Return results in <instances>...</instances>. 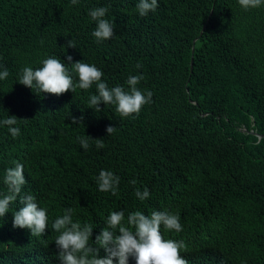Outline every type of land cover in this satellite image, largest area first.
I'll return each mask as SVG.
<instances>
[{"label":"trees","instance_id":"trees-1","mask_svg":"<svg viewBox=\"0 0 264 264\" xmlns=\"http://www.w3.org/2000/svg\"><path fill=\"white\" fill-rule=\"evenodd\" d=\"M138 2L0 0V65L9 71L0 80V121L15 115L21 129L14 139L0 124V198L6 169L19 161L21 195H34L49 216L45 233L32 236L13 228L22 206L13 202L0 217V264H60L51 224L68 207L97 234L111 211H178L183 230L164 238L185 242L188 264H264V5L158 0L142 17ZM96 7H107L116 25L110 40L92 35ZM68 55L95 64L110 87L127 88L130 75L142 74L138 87L152 91V103L121 118L114 105L88 107L95 85L57 96L17 81L23 67ZM108 125L117 129L111 135ZM87 135L105 147L92 139L84 150L77 137ZM101 169L120 177L117 196L98 190ZM145 186L150 197L140 201L134 191Z\"/></svg>","mask_w":264,"mask_h":264},{"label":"clouds","instance_id":"clouds-1","mask_svg":"<svg viewBox=\"0 0 264 264\" xmlns=\"http://www.w3.org/2000/svg\"><path fill=\"white\" fill-rule=\"evenodd\" d=\"M78 3L79 0H71L72 5ZM238 3L248 10L264 5V0H238ZM158 6V0H139L136 8L143 17L149 12H155ZM107 12V7H96L88 13L95 22L92 35L97 42L110 40L116 34L114 21L105 18ZM66 46L75 48V41L67 40ZM41 65L36 68L23 67L17 81L31 89L35 88L39 93L57 96L68 91L74 93L77 89L87 91L95 85L96 94L90 95L88 107L101 112V102L104 105H114L121 118L138 116L143 106L152 103V91L138 87L145 79L142 74L130 75L125 82L127 88L123 85L110 87L102 79L104 73L100 68L82 60L73 62L71 55H68L66 60L49 56L41 61ZM136 67L140 68L142 65L138 63ZM0 68L3 69L0 70V80H4L9 76V71L3 65H0ZM82 121L83 116L72 117L73 124ZM17 123L15 115L0 121V124L8 126V131L14 139L21 133V129L14 126ZM116 130L113 125L106 127L107 135L113 134ZM92 139L94 138L89 135L77 137L84 150L91 147ZM94 140L97 149L105 147L102 139ZM13 164L15 166L7 168L3 178L8 191L0 198V217H4L9 212L10 205L19 198L22 206L13 212V228H26L30 230L32 236H42L48 228V209L40 206L34 195H21L22 187L27 183L25 166L19 161H13ZM96 182L99 191L111 192L113 196L119 194L120 177L113 171L101 169ZM129 183L136 185L137 181L132 179ZM134 194L140 201L150 197V191L146 186L143 191L135 188ZM73 214L74 209L68 207L51 224V229L59 235L55 238L54 246L49 240L48 248L52 246L57 249L60 264H188L185 259L189 256L185 252L187 250L185 242L164 238L165 231L179 233L183 230L178 211L165 209L146 215L140 210H135L128 212L127 216L124 210L111 211L99 234L94 231L91 223L82 224L79 220L74 221ZM101 249L105 255L100 254ZM202 255L201 252L196 254V257L200 258Z\"/></svg>","mask_w":264,"mask_h":264},{"label":"water","instance_id":"water-1","mask_svg":"<svg viewBox=\"0 0 264 264\" xmlns=\"http://www.w3.org/2000/svg\"><path fill=\"white\" fill-rule=\"evenodd\" d=\"M193 50V49H192ZM192 63H193V58L191 57V61H190V71L192 70ZM250 133L254 134V135H257L258 137H261L262 135L258 134L257 132L255 131H249Z\"/></svg>","mask_w":264,"mask_h":264}]
</instances>
